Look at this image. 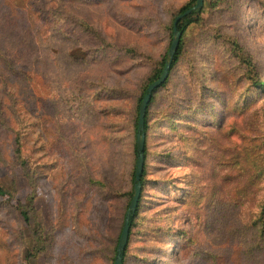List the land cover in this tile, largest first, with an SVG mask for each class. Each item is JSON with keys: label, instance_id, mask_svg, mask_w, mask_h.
<instances>
[{"label": "rangeland", "instance_id": "1", "mask_svg": "<svg viewBox=\"0 0 264 264\" xmlns=\"http://www.w3.org/2000/svg\"><path fill=\"white\" fill-rule=\"evenodd\" d=\"M194 4L0 0V264H114L139 100ZM198 16L150 105L124 264H264V0Z\"/></svg>", "mask_w": 264, "mask_h": 264}, {"label": "water", "instance_id": "2", "mask_svg": "<svg viewBox=\"0 0 264 264\" xmlns=\"http://www.w3.org/2000/svg\"><path fill=\"white\" fill-rule=\"evenodd\" d=\"M204 6V0H197V3L192 6L191 8L187 9L185 12L179 14L173 23L174 30H173V40L171 43V46L169 48V51L167 53V62L164 67V70L161 74V76L149 84L147 88V93L144 96L142 103L140 105V111H139V120H138V133H137V160H136V170H135V184H134V195L133 198L129 204V207L126 212V217L124 221V225L122 228V232L119 238V243L117 246V254L114 261V264H123V252L125 251L127 244L129 242L130 237V227H131V217L136 212L140 197H141V191H142V183H141V175L144 171L145 167V122H146V114L147 109L149 106V103L152 99L154 91L159 88L169 77L170 75V67L172 65V62L174 60L175 53L179 47L180 40L182 37V31L178 28V23L180 20L191 14L195 10H199L203 8Z\"/></svg>", "mask_w": 264, "mask_h": 264}, {"label": "trees", "instance_id": "3", "mask_svg": "<svg viewBox=\"0 0 264 264\" xmlns=\"http://www.w3.org/2000/svg\"><path fill=\"white\" fill-rule=\"evenodd\" d=\"M196 3H197V0H196ZM204 4H205V0H204ZM195 5V4H194ZM194 5H187L185 6L182 10H181V13L185 12L187 9L191 8L192 6ZM204 8V6H203ZM203 8L199 9V10H195L193 11L191 14L183 17L180 22L178 23V28L180 31H182V37H181V40H180V44H179V47L175 53V56H174V60L172 62V65L170 67V74H171V71L172 69L175 67V65L179 62L180 58H181V55H182V44H183V39H184V35L187 31V29L189 28V26L196 22L200 16L198 17H195L196 15H200V13H202L203 11ZM180 13V14H181ZM173 30H174V26L172 27ZM173 40V39H172ZM172 43V42H171ZM168 53V52H167ZM167 53L166 55L164 56V58L162 59V61L160 62V66L159 68L154 72L153 76L150 78V82L149 84H151L152 82H154L155 80H157L163 70H164V67L166 65V62H167ZM170 77V75H169ZM168 77V79H169ZM168 79L161 85L159 86V88L161 87H164L166 86L167 82H168ZM149 84L144 88L143 90V93H142V96L139 100V104H138V114H137V118H136V124H135V133H136V144H135V148H134V151H135V155H136V160H137V133H138V120H139V111H140V105L142 103V100L144 98V96L146 95L147 93V88L149 86ZM260 86L264 89V82H261L260 83ZM157 88L154 93L159 89ZM154 93H153V96H152V99L149 103V106H148V109H147V114H146V122H145V130H144V133H145V138H146V141H145V151H144V155H145V167H144V171L141 175V183H142V191H141V197H142V193H143V189H144V186H145V183H146V172H147V163H146V160H147V155H148V149H147V135H148V130L150 128V121H149V114H150V105L151 103L153 102L154 100ZM17 144L19 145L18 148H17V152L20 153L21 152V142H20V138L18 137L17 140H16ZM135 170H136V165H135V169H134V172H133V177H132V181H133V187H132V191H130L128 193L129 197H130V202L133 198V195H134V184H135ZM10 195L12 196V194L7 190L5 189V187L0 183V196H5V195ZM141 197H140V201H141ZM140 201H139V205H138V208L136 210V212L132 215L131 217V227H130V236H131V233H132V227L134 226L135 224V218L136 216L138 215V211H139V206H140ZM31 203H33V200L31 199ZM130 204V203H129ZM129 207V205H128ZM21 213L24 217V219L29 222L30 221V215H29V211L28 209H24V207H21ZM130 238V237H129ZM129 243V242H128ZM128 246V244H127ZM116 254H117V249H116ZM126 255H127V247L125 249V251L123 252V264L125 263L126 261Z\"/></svg>", "mask_w": 264, "mask_h": 264}]
</instances>
